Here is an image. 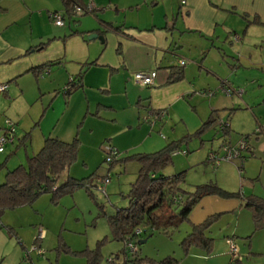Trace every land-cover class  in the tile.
Here are the masks:
<instances>
[{
    "label": "crops",
    "instance_id": "obj_1",
    "mask_svg": "<svg viewBox=\"0 0 264 264\" xmlns=\"http://www.w3.org/2000/svg\"><path fill=\"white\" fill-rule=\"evenodd\" d=\"M60 1V12L47 8V14L54 11L62 15L63 26L57 27L52 22L49 24V16L46 18L44 12L35 15L30 0H0V84L7 86L0 92V115L4 122L9 119L16 125L12 146L18 142L9 158L16 157L22 165L28 156L41 149L46 138L55 137L65 143L76 139L79 143L77 161L63 173L60 181L68 177L81 180L95 176L94 172L89 176L84 172L77 177L71 169L78 164L88 171L101 167L103 153L99 146L102 139L106 138L119 151L144 145L145 149L155 151L177 142L182 150L189 136L192 138L201 126L211 121L195 136L203 144L206 141L203 139L212 135L203 164L215 172L216 180L206 184L214 183L224 188L226 176L231 175L229 178L235 182L238 176V188L236 183L232 189L224 188L237 196L229 200L218 196L202 198L190 212L188 222L182 223L185 226L183 238L191 232L192 225L217 217L206 235L215 229L227 245L229 240L233 241L241 264H264V227L255 230L253 213L245 208L246 199L250 197L264 202V129L255 133L257 127H264V0H184V5L181 0H142L140 3L144 6L135 8L136 11H132L133 5L122 8L110 0L106 7L91 12L95 13L99 27L88 34L95 33L103 40L99 45H91L93 55L82 40L87 49L74 60L71 70L66 59V35L60 31L67 25L71 28L78 21L66 13ZM76 3L86 8L84 0H76ZM135 7H139L138 4ZM127 8L131 14L139 15L142 11L145 14L136 22L127 16L121 20L118 15ZM107 10H113L117 16L106 19L105 14H98ZM34 16L42 18L41 23L33 20ZM65 16L71 18L67 23ZM75 32L78 33L72 30L69 35ZM171 67L182 72V79L168 84ZM150 71H156L151 88L133 84L132 74ZM70 79H75V88L64 94L63 87ZM59 90L62 97L57 95ZM239 90L243 91L242 95H237ZM209 93L213 94L209 96ZM62 101L65 104L61 108ZM151 109L167 111L166 118L157 123L159 127L155 124L147 129L138 125L140 117ZM95 121H106L118 129L102 137L96 145L84 147L83 141L94 137ZM219 122L227 124L226 135L220 132ZM169 127L176 136L173 140L154 135L157 128H162L164 133ZM214 138L219 142L217 147H213ZM244 140L249 151L242 153L241 159L222 162L215 168L209 166V153L219 154L222 144L237 146ZM20 149L24 150L22 155H18ZM84 149L93 152L92 157L90 153L83 156ZM160 150L137 154H153ZM121 159H124L122 155ZM122 163L125 162L117 165L124 167ZM138 170L139 167L136 175ZM168 170L164 169L165 173ZM171 170L167 177L181 173ZM26 219L29 221V214ZM0 223V228L6 227L9 237L18 241L8 220L0 219ZM2 233L0 230V238L12 249L16 264L25 248L20 241L17 244L21 248L17 247ZM47 235L45 232L43 241ZM211 239L210 252L196 247L189 253L205 264H229L222 244ZM121 252L115 256L120 257ZM7 253L0 250V261L5 263ZM165 258L174 259L173 256Z\"/></svg>",
    "mask_w": 264,
    "mask_h": 264
},
{
    "label": "rangeland",
    "instance_id": "obj_2",
    "mask_svg": "<svg viewBox=\"0 0 264 264\" xmlns=\"http://www.w3.org/2000/svg\"><path fill=\"white\" fill-rule=\"evenodd\" d=\"M86 7H91L93 11L98 8L106 7L105 4H108L110 0H84ZM148 0H145V2ZM142 0H112V4H119L122 8L128 5L132 6V11H136V9H140L144 6ZM139 3L141 5H139ZM31 8L35 10V15H40L41 12H44L45 17L49 16L51 13H55L52 11L50 14H47V8L52 7L50 10L54 8L60 12L62 9V4L60 0H30L29 2ZM138 4L139 7H135ZM146 6V5H145ZM147 7V6H146ZM123 10H126L124 13ZM130 9H122L118 17L123 20L124 16H127V19H131L136 22L145 11H142L139 15L134 13H130ZM104 17L112 18L117 16L113 10L106 12H98V14H102ZM95 13L86 14L80 17H74L78 21L76 25L72 24L71 28L66 26L62 32H65V44L68 51L67 65L69 69L71 66H74V60L79 58L82 55V51L87 49L86 43L89 47V52L93 55V46L99 45L100 40H89V37L95 35V33H90L92 30H95L99 27L98 20L94 16ZM40 17H33V20H37L40 22ZM49 24L51 25L50 18H48ZM69 16L64 17V22L70 21ZM141 19V18H140ZM38 23V24H39ZM36 27V31L38 30L40 24ZM42 28V27H41ZM72 30H77L78 33L70 36ZM83 38V39H82ZM85 41V44L82 42ZM94 44V45H93ZM93 45V46H91ZM98 55V53H97ZM96 57V56H95ZM71 70V69H70ZM66 85L63 87V89ZM243 90V89H242ZM56 94V93H55ZM57 95L62 97V91H58ZM64 101L60 104L62 108L64 106ZM79 105V103H78ZM62 112V111H60ZM108 113V112H104ZM60 114V113H59ZM3 120V121H2ZM141 126H145L147 129L151 127L149 124H145L141 121V118L138 122ZM4 126V119L0 115V127ZM2 126V127H3ZM156 127H159L157 124ZM174 127V126H173ZM89 127L87 126V129ZM94 137L90 139H85L83 141L84 147H92L98 143V141L104 137L108 136L110 133L116 131L118 127H113V124L106 123V121H95L94 123ZM162 129V128H161ZM161 129H156L158 131H154V135L157 137H162L164 135L167 140H173L176 138L174 132L168 128V130L164 133L161 132ZM160 132V133H159ZM2 130L0 129V135ZM19 133V132H18ZM168 133V134H167ZM161 134V135H160ZM178 134V132H176ZM170 136V137H169ZM193 135L191 138L187 139V147L183 146V151L188 152L185 156L180 152L179 155H175L172 159V162L167 165L165 169L173 168V172H182L186 171L184 174L183 182L180 184V189L185 192L193 191L194 187L206 184L210 181L215 182V172L211 170L209 167L206 168L203 164L206 156V151L210 147V141L212 139V135L208 139L200 143V138L195 137ZM161 139V138H160ZM215 139V138H214ZM210 140V141H209ZM102 142V143H101ZM18 144V142H16ZM15 145H8L4 149V153H0V182L3 180L5 170L13 168L14 166H18L20 163L16 157H10L11 149H16ZM166 144V143H165ZM219 144L218 140H213V147H217ZM111 145V142L107 141L105 138L100 141V146L103 153L104 160V149ZM125 145V143H122ZM127 146V145H126ZM114 147V146H113ZM146 145L141 148L136 147L131 150L119 151L116 147H114L120 154L119 156H123L124 158L130 157L137 153H146V152H155L156 150H160L162 147H158V149L148 150L145 149ZM24 152L23 149L19 150L18 155H22ZM36 151L33 152V154ZM92 157L94 154L89 150L84 149L82 152L83 156ZM28 154H30L28 152ZM26 163V159L23 161V165ZM123 164V163H122ZM101 167H93L87 168L78 165L73 166L71 171L77 177H81L85 172L88 176L94 172L95 176L93 184H99V180L104 178V176L110 174V179L108 183H105L104 188L106 193H101L95 189H92V197L86 192L85 188H77L70 193L63 194L57 199L51 200L50 195H42L38 199H36L31 206H25L22 208H17V210H6L4 214L0 216L2 220H8V225L10 228H14L17 233L18 241L22 242L24 246L23 257L19 260L21 264H88L87 255L89 252L94 251L98 254V262L97 264H108L107 260L110 257H115V254L120 253L123 248V243L121 241H115L112 239L111 231L107 224L104 214L113 215L115 214L117 209L127 208L129 205L128 193L130 189V185L133 183L136 177V172L138 169V165L135 160L126 161L123 166L119 164H114L113 167L109 170L108 165L102 162ZM210 166V165H209ZM170 170L166 173L163 170L161 173L167 177ZM236 173L238 174V170L236 169ZM231 175L226 176L227 179L224 188L232 189L234 183L238 188L239 186V178L237 176V181H233V179L229 178ZM222 190H225L221 186L218 187ZM229 192V191H228ZM231 192V191H230ZM98 205L102 207V210L98 208ZM32 207V208H31ZM37 210L35 213L34 210ZM172 213H175L176 210L172 209ZM26 214H29V221L26 219ZM24 215V216H23ZM41 224L42 226H40ZM2 223H0V226ZM215 225V223H214ZM6 226V225H4ZM183 227L182 224L178 225L176 229H168L167 231H163L158 229L157 227L153 230L152 236L149 238H145L144 235L138 239V241L145 240L144 244H138L137 248L139 250L137 259L147 260L146 264H156L161 259L166 256H173L174 259L178 261V264H205L204 261L199 259H194L193 256L189 253L191 248L184 250L181 246L182 238H183ZM39 229L44 230L48 233L47 239L41 243L36 244L34 248V241L39 234ZM3 231L2 234L6 236L7 240H11L14 245L21 248L19 244H17V239L14 237H9L7 234V228H0ZM210 230V229H209ZM222 235V232H221ZM207 237L213 238L218 245L222 244L223 249L227 252V257L230 260L229 247L223 238L220 236V232L218 230H211L210 234L206 235ZM220 236V239L219 237ZM218 239L220 241H218ZM240 242V241H239ZM242 243V242H240ZM215 245V244H214ZM198 249V248H197ZM0 250L7 251V260L4 263V260L0 261V264H14V253L8 244H3V239L0 238ZM39 251H42L43 256L39 255ZM165 256V257H164ZM5 258V257H4ZM122 260V256L118 258V261ZM155 262V263H151ZM217 261V260H216ZM17 262L16 264H19ZM145 264V263H143Z\"/></svg>",
    "mask_w": 264,
    "mask_h": 264
},
{
    "label": "trees",
    "instance_id": "obj_3",
    "mask_svg": "<svg viewBox=\"0 0 264 264\" xmlns=\"http://www.w3.org/2000/svg\"><path fill=\"white\" fill-rule=\"evenodd\" d=\"M62 3L66 8V13L70 16L74 7L86 9L85 6L78 5L76 0H62ZM86 14L90 13H84ZM169 70L168 84L182 79V72L179 69L171 67ZM75 82V79L69 80L66 84L70 86V89L64 88L63 93L68 94L74 89ZM211 123V121L205 123L195 135H200ZM219 130L226 135L227 124H222ZM78 144L76 139L65 143L55 137L46 138L41 149L31 157L28 156L24 165L5 170L3 180L0 182V215L8 209L31 206L42 195H50L53 201L77 188H85L92 197L91 190L96 189L92 178L94 175L81 180L68 177L60 181L63 173L77 161ZM179 148L178 142L171 143L153 154H137L121 160L119 157L115 161L114 164L135 160L139 165V170L134 182L130 185L127 196L128 207L117 209L113 215L104 214L113 240L123 243L124 240L132 237L134 230L139 227H142L145 238L152 236L156 227L163 231L176 229L179 224L188 222L190 212L202 198L218 196L229 200L237 196L218 188L214 183L197 186L193 188V191L185 192L180 189L184 172L166 178L161 172L171 163L172 154L178 151L187 154ZM113 165L108 167L109 170ZM98 208L102 210L100 205ZM245 208L253 213L255 230L264 227V202L250 197L246 199ZM172 209L176 212L172 213ZM216 220L217 217H212L200 225H192L191 232L181 242L182 248L187 250L190 247H198L210 252L213 240L206 236V232ZM37 242L35 241V245ZM86 255L88 264H97L98 254L96 252L91 251ZM239 260V258L230 260L229 264H241ZM146 262L147 260H140L136 257L130 264H146ZM151 263L155 262L151 261ZM176 263L172 258H165L156 264Z\"/></svg>",
    "mask_w": 264,
    "mask_h": 264
},
{
    "label": "built area",
    "instance_id": "obj_4",
    "mask_svg": "<svg viewBox=\"0 0 264 264\" xmlns=\"http://www.w3.org/2000/svg\"><path fill=\"white\" fill-rule=\"evenodd\" d=\"M184 0H181V5H184ZM93 10L91 7H86V9H81L79 7H74L71 17H80L83 16L84 13H91ZM49 18L51 22L57 26L61 27L63 26V17L59 13H51L49 15ZM184 62H180V65H183ZM156 77V71H150V72H137L132 74L131 80L134 85L140 87V88H146V87H152L154 84V80ZM71 80V79H70ZM7 89L6 84H0V92H4ZM65 89H70L69 85H66ZM224 91V89H223ZM227 94H229L228 90H225ZM237 95H242L243 91L239 90L236 92ZM213 93H209V96H211ZM167 116V111H153L152 109L147 111L144 115H142L141 121L145 124H149L150 126H154L158 122H161L164 120ZM223 123L219 122L218 127L222 126ZM264 127L260 126L255 129V133H261L263 131ZM16 138V125L12 123L9 119H6L4 122V129L2 130V134L0 135V153L4 152V149L8 145H12ZM104 165L107 164L108 167L113 165L115 161L118 160L120 157L118 154H120L113 146L108 145L104 149ZM249 151V146L246 143V141H241L238 143L237 146H230L226 143L221 145L220 153L216 154L214 152L209 153L207 157L208 164L211 165V167L215 168L222 162H231L235 159H241L242 153ZM183 153V152H181ZM180 152H174L172 156L178 155ZM185 154V153H183ZM110 174L104 176V178H101L99 181V184H96L97 191L101 193H106L104 185L105 183H108L110 179ZM143 229L142 227L136 228L133 232V236L130 238H127L123 242V248H122V260L118 261L119 257H110L107 260L108 264H130L132 261H134L138 255L137 252H139L137 245L139 244L138 239L142 237L143 235ZM45 231L42 229H39V234L36 238V241H41L44 239ZM229 246V254H230V260H236L238 258V249H236V245L233 241H228ZM35 248V245H34ZM43 252L39 251V255L43 256Z\"/></svg>",
    "mask_w": 264,
    "mask_h": 264
},
{
    "label": "water",
    "instance_id": "obj_5",
    "mask_svg": "<svg viewBox=\"0 0 264 264\" xmlns=\"http://www.w3.org/2000/svg\"><path fill=\"white\" fill-rule=\"evenodd\" d=\"M94 39H98L100 41L103 40L102 37L100 35L98 36L97 34L89 37V40H94ZM145 242H146V240H141V241H139V244H144Z\"/></svg>",
    "mask_w": 264,
    "mask_h": 264
}]
</instances>
